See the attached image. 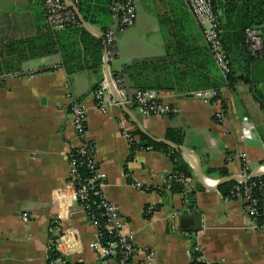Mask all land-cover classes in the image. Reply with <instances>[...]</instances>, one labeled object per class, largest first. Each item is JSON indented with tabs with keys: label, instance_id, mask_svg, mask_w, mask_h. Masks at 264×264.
<instances>
[{
	"label": "crops",
	"instance_id": "0c3cea01",
	"mask_svg": "<svg viewBox=\"0 0 264 264\" xmlns=\"http://www.w3.org/2000/svg\"><path fill=\"white\" fill-rule=\"evenodd\" d=\"M136 5L135 25L119 34L113 66L126 73L130 87L157 89L175 113L146 116L131 104L103 113L93 90L101 72L69 74L56 66L62 64L58 51L30 57L21 72L0 73V264H60L49 260L56 221L61 223L58 249L70 261L119 264L117 257L103 258L92 248L97 229L70 198L68 153L79 144L72 98L87 108L86 140L95 144L103 193L125 219L123 234L135 245L136 264H148L150 252L152 264H193L194 251L214 264H264V234L247 216L243 199L220 188L241 174L243 152L251 176L264 167V112L248 84L224 81L185 0H137ZM86 23L94 35L104 34L99 24ZM112 24L109 17L108 28ZM49 31L41 0H0V47L26 40L39 45ZM193 54L201 65L197 71L218 86L199 87L190 77ZM249 75L264 90V55ZM203 89L219 90L218 98L205 103L189 94ZM141 132L181 150L192 176L179 182V191L176 182L169 184L174 165L168 152L148 147L132 154L127 134L142 142ZM169 132L182 136L183 144L170 140ZM197 214L200 230L183 226V216Z\"/></svg>",
	"mask_w": 264,
	"mask_h": 264
},
{
	"label": "built area",
	"instance_id": "2783aa9c",
	"mask_svg": "<svg viewBox=\"0 0 264 264\" xmlns=\"http://www.w3.org/2000/svg\"><path fill=\"white\" fill-rule=\"evenodd\" d=\"M41 1L44 5L47 24L51 31L79 24L78 10L83 0ZM185 2L203 30L206 42L218 69L223 77L227 78L231 72V67L227 50L221 39L217 17L213 11L212 0H185ZM136 4L137 0H113L111 4L113 24L103 34L105 49L102 58V79L99 82L98 89L95 90L97 106L103 113H108L111 107L131 104L146 116H168L177 110L162 99L157 89L130 87L124 73L113 70L112 63L119 57V34L135 25L137 19ZM246 42L253 55L262 53L264 49V28H247ZM56 66L60 67L62 64H57ZM219 93L217 89H203L192 91L189 94L205 103H210L218 98ZM70 112L75 134L79 140V144L75 149L83 154L90 153L88 157L89 164L95 172L93 178L88 180V182H83L79 177L77 159L72 154L75 149L68 153L70 165L68 186L72 188L70 198L73 202H78L82 205L97 229L96 238L91 243L92 248L99 252L103 258L117 257L119 264H136L132 260L135 245L131 241V237L128 238V236L123 234L126 226L125 219L117 205L110 201L103 193L104 174L99 171V165L95 159V144L86 140L87 108L81 101L72 98ZM217 117L219 120L223 119V109L217 112ZM244 121L249 122L248 117H245ZM127 137L130 143L135 140L131 134H127ZM239 156L243 159V167L241 174L235 179L236 184L231 191V195L243 199L247 216L253 221L254 226L264 234V220L258 221L260 199L254 192L257 184L255 182L249 183L251 170L248 163V155L243 152ZM233 157V155H229L228 158L231 159ZM258 171L259 175L262 174L264 167L261 166L258 168ZM182 180V183H185V180ZM170 182L172 185L174 182L172 178H170L169 184ZM137 187H142V184L138 183ZM93 188H97L96 194L99 195L102 214L106 219L105 228L111 236V239L105 245L101 242L102 235L97 221L87 211L90 209V205L87 204L89 190ZM259 189L261 190V195L264 196V181L260 182ZM23 219L26 221L30 220L28 212L23 214ZM54 223L49 239V250L53 246L58 248L61 239V223L57 221ZM153 255L154 252H150L147 255L148 264H152ZM56 262L64 264V260L61 258L57 259ZM207 264L214 263L207 262Z\"/></svg>",
	"mask_w": 264,
	"mask_h": 264
},
{
	"label": "trees",
	"instance_id": "16d2710c",
	"mask_svg": "<svg viewBox=\"0 0 264 264\" xmlns=\"http://www.w3.org/2000/svg\"><path fill=\"white\" fill-rule=\"evenodd\" d=\"M113 0H83L80 4L79 11L83 19L89 23L99 24L105 31L108 29L109 17H112L111 4ZM213 11L217 17L219 29L221 31V39L227 50L228 60L231 67V72L224 81L229 85L243 81L250 86L254 98L260 104L264 112V90L258 87L249 75L251 65L262 55L264 49L259 55H253L246 42V29L250 27L264 28V0H212ZM79 24L67 26L61 30L49 31L44 36V42L35 44L36 41H17L7 46L0 47V73L1 72H15L21 68L20 65L29 60L30 57L40 53L60 52L62 56V66L66 68L69 74L83 71L85 69L102 70V58L105 49L104 35H94L82 22L79 17ZM104 31V32H105ZM170 45H167L168 60L171 59ZM208 50L210 51L209 47ZM211 53V51H210ZM212 54V53H211ZM194 55V54H193ZM197 54L191 59L192 69L190 70V77L199 83L200 86L216 87L218 84L210 82V76L199 73L196 67L201 68L197 60ZM215 60V59H214ZM244 62V64H243ZM216 63V62H215ZM239 65V66H238ZM206 67L207 65H202ZM130 68V67H129ZM237 68H240L238 70ZM22 69L19 70L21 72ZM242 72V73H238ZM125 75L126 73L123 72ZM100 80L102 73H100ZM99 80V82H100ZM97 83L93 90H97L100 83ZM141 88H153L145 87ZM141 141H132L131 150L134 154L138 149H146L152 147L154 149H161L170 154L171 161L174 165L173 181L174 189L177 186L178 191L182 179H187L192 176L189 165L182 160L181 150L173 148L168 144L155 140L145 133L141 132ZM174 133L168 134V138L177 145L183 144V137H176ZM144 141L147 144L144 145ZM94 151V150H93ZM74 158L77 159L79 177L83 182H88L95 176L94 170L89 164L88 157L90 153L83 154L75 149L72 152ZM264 181V174H257L251 176L249 183H256L254 188L255 195L260 199L258 221L264 220V196L261 195L260 182ZM236 184L235 180L221 184L220 188L226 195L231 196V191ZM172 188V189H173ZM173 189V190H174ZM176 190V189H175ZM97 188L89 190L88 213L97 221L99 231L102 235L101 242L105 245L111 236L105 228L106 219L102 214L100 207V198L96 194ZM64 260V264H82L72 262L63 255L56 246H53L49 251V260L56 261L57 259ZM193 264H207V261L201 258L198 252L194 251Z\"/></svg>",
	"mask_w": 264,
	"mask_h": 264
},
{
	"label": "water",
	"instance_id": "95a60500",
	"mask_svg": "<svg viewBox=\"0 0 264 264\" xmlns=\"http://www.w3.org/2000/svg\"><path fill=\"white\" fill-rule=\"evenodd\" d=\"M79 12V17L81 18L82 22L87 26V23L86 21L83 19L82 15L80 14V11L78 10ZM162 141V140H161ZM165 141V140H164ZM166 143H169L171 144L170 142H167L165 141ZM183 150H186V151H190V150H187L185 148L182 147ZM184 218V223H183V226L185 227H191L192 230H200L201 229V215L197 214V215H185L183 216Z\"/></svg>",
	"mask_w": 264,
	"mask_h": 264
},
{
	"label": "rangeland",
	"instance_id": "374dc122",
	"mask_svg": "<svg viewBox=\"0 0 264 264\" xmlns=\"http://www.w3.org/2000/svg\"><path fill=\"white\" fill-rule=\"evenodd\" d=\"M113 64H114V62L112 63V66H113ZM115 67H116V65H115V66H113V70H114V71H116V70H115ZM255 68H256V71H255V73H257V70H258V68H259V67H255Z\"/></svg>",
	"mask_w": 264,
	"mask_h": 264
}]
</instances>
